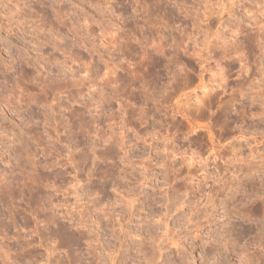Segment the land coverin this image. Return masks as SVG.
<instances>
[{"label": "clouds", "instance_id": "1", "mask_svg": "<svg viewBox=\"0 0 264 264\" xmlns=\"http://www.w3.org/2000/svg\"><path fill=\"white\" fill-rule=\"evenodd\" d=\"M0 264H264V0H0Z\"/></svg>", "mask_w": 264, "mask_h": 264}]
</instances>
